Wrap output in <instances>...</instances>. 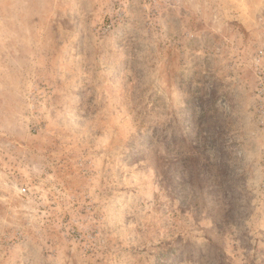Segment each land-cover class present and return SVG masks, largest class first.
<instances>
[{"label":"rangeland","instance_id":"obj_1","mask_svg":"<svg viewBox=\"0 0 264 264\" xmlns=\"http://www.w3.org/2000/svg\"><path fill=\"white\" fill-rule=\"evenodd\" d=\"M0 264H264V0H0Z\"/></svg>","mask_w":264,"mask_h":264}]
</instances>
